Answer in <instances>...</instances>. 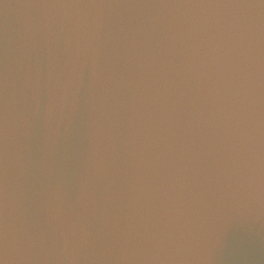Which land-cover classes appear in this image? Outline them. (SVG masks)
Here are the masks:
<instances>
[{"label":"water","instance_id":"obj_1","mask_svg":"<svg viewBox=\"0 0 264 264\" xmlns=\"http://www.w3.org/2000/svg\"><path fill=\"white\" fill-rule=\"evenodd\" d=\"M0 264H264V0H0Z\"/></svg>","mask_w":264,"mask_h":264}]
</instances>
